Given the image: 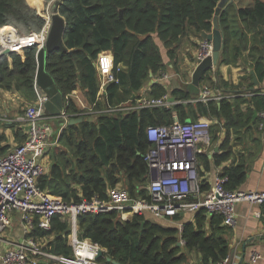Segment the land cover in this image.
<instances>
[{
	"label": "trees",
	"instance_id": "trees-1",
	"mask_svg": "<svg viewBox=\"0 0 264 264\" xmlns=\"http://www.w3.org/2000/svg\"><path fill=\"white\" fill-rule=\"evenodd\" d=\"M219 0H63L59 15L66 22L63 34L65 50H56L45 57V72L54 82L62 97L67 115L81 118L70 95L80 90L94 109L102 111L95 121L66 125L58 137V144L49 149L48 170L39 177L41 191L68 205L89 203L93 199L106 201L107 191L117 185L126 189L134 199L150 201L146 192L149 172L143 156L149 148L145 130L172 122L175 112L180 122L213 118L227 130L244 127L253 114L242 117L236 101L221 99L207 105L201 103L178 104L171 109L153 108L121 112H104L141 95L140 90L149 80L161 77L165 65L156 39L162 43L170 63H175L178 49L185 41L201 38L210 33L212 18ZM45 11L53 0H0V29L14 28L18 34L39 31L45 20L33 6ZM222 11L220 26L223 51L220 64L234 66L246 53V64L258 81L264 78V0H233ZM121 15V17H120ZM7 30V29H6ZM109 51L113 58V73L118 84L105 88V102H97L98 78L94 62L101 52ZM37 48L23 50L21 54H0V90L17 91L27 101L35 100V73ZM243 62V61H242ZM244 63V62H243ZM125 70H117L118 66ZM174 67L176 66L173 65ZM205 73L201 84H214L224 89L228 85L215 83ZM152 76L151 79L149 76ZM241 81H251L246 73ZM251 83V82H250ZM252 87V85H251ZM168 94L174 100H188L193 96L185 89L176 88L169 93L161 84H151L147 97L159 98ZM264 106V96L258 97ZM244 103V102H241ZM258 111L261 107L258 106ZM244 119V125L242 124ZM213 157L219 166L229 158L226 148ZM225 150V151H224ZM204 157V158H203ZM198 163L206 156L198 155ZM208 163V162H207ZM208 171V164L204 165ZM243 162L224 168L225 188L239 190L245 180ZM202 177V173L199 172ZM208 187L202 180V190ZM179 220V217H175ZM193 222L178 229L164 227L160 222L148 221L134 215L124 221L112 211L82 214L77 219V237L89 240L104 250L107 257L118 264H182L185 254L178 246L183 241L187 252H196L198 264H213L228 257L229 246L224 232L227 227L219 215H207L201 210ZM70 227L60 216H54L51 227L43 231L36 226L29 237L54 255L69 257L72 249L67 237ZM99 262L109 264L104 258Z\"/></svg>",
	"mask_w": 264,
	"mask_h": 264
},
{
	"label": "built area",
	"instance_id": "built-area-1",
	"mask_svg": "<svg viewBox=\"0 0 264 264\" xmlns=\"http://www.w3.org/2000/svg\"><path fill=\"white\" fill-rule=\"evenodd\" d=\"M45 10V13L43 10L41 13L45 25L39 31L11 36L0 29V54L5 49L17 54L26 48L40 49L45 44L50 29V6ZM212 49V44L203 40L199 45L194 65L210 57ZM94 66L98 78L96 101L105 102L103 97L106 86L111 83L118 84L113 73V58L110 52H101ZM121 69L122 66L119 65L117 70ZM34 92V103L25 109L22 116V120L27 124L26 140L0 156V264H40L43 261L50 264H103L98 261L97 255L99 251L104 250L89 240L77 237V219L82 214L114 211L122 220L129 221L134 215L148 213L161 223L174 221L175 217L187 214L194 216L203 210L209 216H221L223 225L227 228H234L236 225L235 207L239 203L259 208L257 216L264 214V191L227 190V177L221 173L216 174L207 190H202L197 157L201 148L211 144V121L198 118L196 121L180 122L175 112H172L170 124L149 126L145 130L149 148L143 160L149 172V183L146 187L149 202L132 198L120 185L107 191L106 201L93 199L89 203L68 205L52 199L37 185L39 177L46 171L44 156L55 145V142H50L52 129L43 121L44 105L49 99L36 85ZM76 99L82 106L81 113L78 114L80 117H96L102 112L94 109L95 103L84 107L81 100L78 97ZM170 99L168 94L159 98L140 96L113 109L107 106L104 112L126 114L141 109H171L178 104L207 105L211 101L219 102L223 97L208 85H202L199 87V94L191 99L172 102ZM59 118L64 122V127L70 119H74V115H67L64 109ZM260 119L264 142V106ZM13 212L20 214L23 239L13 246L3 247V235L11 226L10 215ZM54 216H60L69 224L70 234L67 241L72 249L69 257L51 254L45 251L39 242L29 237L35 223L39 229L48 231ZM176 223L178 231L181 232L183 224ZM179 244L183 245V241ZM260 259V255L252 254L248 264H257ZM213 264H229V257Z\"/></svg>",
	"mask_w": 264,
	"mask_h": 264
},
{
	"label": "crops",
	"instance_id": "crops-1",
	"mask_svg": "<svg viewBox=\"0 0 264 264\" xmlns=\"http://www.w3.org/2000/svg\"><path fill=\"white\" fill-rule=\"evenodd\" d=\"M33 6L38 10L37 3L33 4ZM1 30L2 32L9 33L11 36L18 34L12 27H4ZM202 41V38H193L189 42L185 41L177 51L178 57L175 63H170L167 52L161 43V57L165 65V70L161 77H157L156 79L152 78V80L163 85L168 93L176 88L186 90L187 85L191 81L194 68L196 67L194 65L195 57ZM156 44L158 45L157 42ZM248 63L251 62L246 59V53H244L237 65L228 66L220 64L217 69L213 68L209 72L208 78H211L214 83L216 80H220L228 85L224 89H219V87L213 86L214 84L212 83L201 84V86L208 85L213 91L220 92L223 99H229L231 102L236 101L238 111L242 117L253 114V118L248 121V124L246 122L244 125L243 119L242 124L244 127L238 129L231 128L229 130L219 124L217 120L210 117L206 118L211 121L212 125L211 144L209 147L201 148L200 155L206 156L208 163L206 162L205 164H208V171L204 170L205 164L204 160H202L199 163V172L203 174L201 178L208 188L212 184L216 174L221 173L224 168L243 162L247 171L245 180L239 190L264 191V142L262 140L260 119V113L263 108L258 104L257 100H254L262 97L264 94V78L261 81L256 79L258 82L257 86L254 85L253 78L251 81H241L243 77L247 76L246 73L249 74V71H252L247 68L246 64ZM175 64L176 66L174 67L173 65ZM121 70L124 71L125 67L122 66ZM164 76L165 78H162ZM151 84V80H149L140 90L139 94L146 96ZM39 91L44 94L43 91ZM82 96L83 93L80 90H76L70 95L79 110L82 109V106L77 102L76 97L81 100L84 107H90L88 101L85 98L83 99L84 96ZM33 103V101L29 102L19 94L16 87L12 91L0 90V156H3L11 148L21 145L26 140L27 124L22 120V116L25 109ZM258 106L261 107L259 111L257 109ZM43 115L44 123L50 125L52 129L50 142H55L54 146H56L58 144L60 130L65 125L63 127L60 124L61 119L59 116L45 114V111ZM222 147L226 148L230 156L227 161L219 166H215L213 164V157L222 153ZM48 157L49 150L44 156L43 163L46 162ZM259 210V208L246 203L236 205V225L234 228H226L223 234L229 246V264H248L251 255L255 253L261 257L257 264H264V214L261 213L260 216H257L256 213ZM10 218L11 226L3 235V247L13 246L23 239L20 214L13 212ZM193 219V215L187 214L179 217L178 221H161V225L177 229L176 222L183 224L193 222ZM194 254L199 262L198 254L196 252Z\"/></svg>",
	"mask_w": 264,
	"mask_h": 264
},
{
	"label": "water",
	"instance_id": "water-1",
	"mask_svg": "<svg viewBox=\"0 0 264 264\" xmlns=\"http://www.w3.org/2000/svg\"><path fill=\"white\" fill-rule=\"evenodd\" d=\"M62 1L63 0H53V4L56 6V8L52 12H50V29L45 44L37 50L36 54L37 67L34 82L36 87L39 90L43 91V93L49 99L44 105L45 114H50L53 116H60V114L64 111V107L62 97L57 91L54 82L45 72V57L47 54L53 51L65 50L62 38L66 30V22L58 13V7L62 3ZM229 5H232L234 8H236L233 0H219L212 18L211 32L201 34V38L207 42H210L213 49L211 56L203 59L202 61H199L194 68V71L191 75V81L186 87V91L192 96H197L199 94V87L202 76L208 71H211L213 68L217 69L220 65V59L223 51V36L219 20L222 11L225 10ZM2 54L9 55L10 51L8 49H5ZM249 74L253 78L254 85L257 86L258 82L255 78L254 72L249 71ZM149 77L151 79L152 76L150 75ZM151 83L156 84L157 82L151 79ZM133 99L134 97H132V100ZM173 100V98L170 99L171 102ZM86 120L92 122L96 120V117L92 116L87 119L83 117L78 119H70L66 125L79 124ZM63 123L64 122L61 120L60 124L63 125ZM180 245L181 244H178V246ZM99 258H104L105 261L109 264H118L117 262L104 257V251L102 250L99 251L97 255V259Z\"/></svg>",
	"mask_w": 264,
	"mask_h": 264
},
{
	"label": "rangeland",
	"instance_id": "rangeland-1",
	"mask_svg": "<svg viewBox=\"0 0 264 264\" xmlns=\"http://www.w3.org/2000/svg\"><path fill=\"white\" fill-rule=\"evenodd\" d=\"M49 6H50V10H49V12H52V11L56 8V6H55L53 3H50ZM38 11H39L40 13H42L41 10L38 9ZM45 12H46V10L44 11V13H45ZM154 39H155V41L158 43L159 48H160V51H161V43L158 42V40L156 39V37H155ZM79 94H80V93H79ZM80 95H81V94H80ZM83 99H84V98H83ZM50 155H51V154H50ZM50 155H49V157H48V159H47L48 161L46 160V162L44 163V164L46 165V170H48V167H49ZM141 216H143L144 219H146V220H148V221H154V222H157V221L154 220V219L151 217V215L148 214V213H144V214H142ZM179 243H180V242H179ZM182 246H183V245H181V251L184 252V254H185V261H184L182 264H198L197 257H196V255L194 254L195 252H193V254H191L192 252H187ZM41 264H50V263H47V262H41Z\"/></svg>",
	"mask_w": 264,
	"mask_h": 264
}]
</instances>
